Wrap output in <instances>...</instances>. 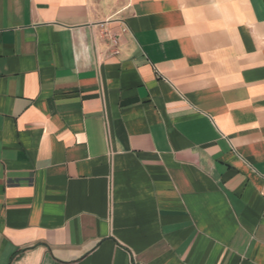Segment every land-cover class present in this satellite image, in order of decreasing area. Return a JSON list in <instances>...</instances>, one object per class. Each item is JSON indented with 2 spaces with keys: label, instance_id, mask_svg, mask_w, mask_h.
I'll return each mask as SVG.
<instances>
[{
  "label": "crops",
  "instance_id": "1",
  "mask_svg": "<svg viewBox=\"0 0 264 264\" xmlns=\"http://www.w3.org/2000/svg\"><path fill=\"white\" fill-rule=\"evenodd\" d=\"M0 264H264V0H0Z\"/></svg>",
  "mask_w": 264,
  "mask_h": 264
},
{
  "label": "built area",
  "instance_id": "2",
  "mask_svg": "<svg viewBox=\"0 0 264 264\" xmlns=\"http://www.w3.org/2000/svg\"><path fill=\"white\" fill-rule=\"evenodd\" d=\"M99 27L101 29L102 36L108 40V42L111 44L113 48L117 47L118 41L116 35L107 27H105V22L99 23ZM122 32H125L126 29L122 28ZM114 52H116V49H114Z\"/></svg>",
  "mask_w": 264,
  "mask_h": 264
}]
</instances>
